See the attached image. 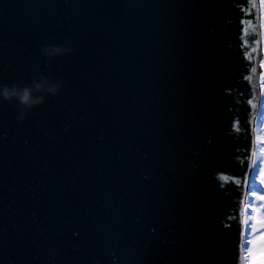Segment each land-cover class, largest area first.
Wrapping results in <instances>:
<instances>
[{
    "label": "water",
    "instance_id": "obj_1",
    "mask_svg": "<svg viewBox=\"0 0 264 264\" xmlns=\"http://www.w3.org/2000/svg\"><path fill=\"white\" fill-rule=\"evenodd\" d=\"M260 10L0 0V83L61 84L0 98V264H245Z\"/></svg>",
    "mask_w": 264,
    "mask_h": 264
},
{
    "label": "rangeland",
    "instance_id": "obj_2",
    "mask_svg": "<svg viewBox=\"0 0 264 264\" xmlns=\"http://www.w3.org/2000/svg\"><path fill=\"white\" fill-rule=\"evenodd\" d=\"M262 4L264 9V0H262ZM262 91L264 104V78L262 79ZM257 149L256 165L259 167L252 175L251 181L253 180V183L245 209V264H249V261L252 260L258 261L260 255L264 253V124L262 132L259 134Z\"/></svg>",
    "mask_w": 264,
    "mask_h": 264
},
{
    "label": "clouds",
    "instance_id": "obj_3",
    "mask_svg": "<svg viewBox=\"0 0 264 264\" xmlns=\"http://www.w3.org/2000/svg\"><path fill=\"white\" fill-rule=\"evenodd\" d=\"M42 53L50 60L56 55H62L65 52L75 51L71 47H61L53 44L43 45L41 48ZM40 81L33 80L31 84L25 82V85L21 87L20 82H13L11 85L6 83H0V98L4 101H16L18 105H23L26 109H31L44 102V96H35L34 92L46 91L55 96L59 94L61 84L49 83V77L44 73H40ZM26 118V113L22 112L18 117V121H22Z\"/></svg>",
    "mask_w": 264,
    "mask_h": 264
},
{
    "label": "bare ground",
    "instance_id": "obj_4",
    "mask_svg": "<svg viewBox=\"0 0 264 264\" xmlns=\"http://www.w3.org/2000/svg\"><path fill=\"white\" fill-rule=\"evenodd\" d=\"M263 4H262V0H261V10L259 12V21H260V45H259V51H260V55L262 56L263 51H264V37H263V23H264V9L262 8ZM261 62H264V59L261 60ZM261 62L259 61V67H258V72H259V78L263 79L264 77V71L263 68L260 66ZM262 89H261V98H262ZM263 99V98H262ZM263 124H264V106H263V102L259 104V108H258V113L256 116V120H255V125H254V145H255V160L252 166V171L249 174V182L251 181L252 175L255 171H253V168L256 166V159L258 156V149H257V142H258V138H259V134L262 132V128H263ZM248 190H249V184H248Z\"/></svg>",
    "mask_w": 264,
    "mask_h": 264
},
{
    "label": "snow or ice",
    "instance_id": "obj_5",
    "mask_svg": "<svg viewBox=\"0 0 264 264\" xmlns=\"http://www.w3.org/2000/svg\"><path fill=\"white\" fill-rule=\"evenodd\" d=\"M262 68H264V62H261V65H260ZM252 71L255 73L256 69L253 68ZM249 80H251V77H248ZM258 165H256L254 168H253V171H257L258 170ZM249 264H264V253H262L260 255V258L259 260H252V261H249Z\"/></svg>",
    "mask_w": 264,
    "mask_h": 264
}]
</instances>
